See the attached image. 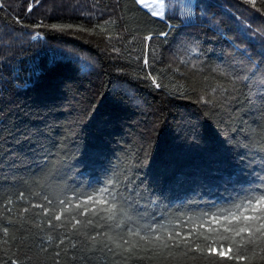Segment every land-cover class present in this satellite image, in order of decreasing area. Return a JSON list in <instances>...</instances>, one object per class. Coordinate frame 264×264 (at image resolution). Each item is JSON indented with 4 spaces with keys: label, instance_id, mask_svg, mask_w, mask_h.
<instances>
[{
    "label": "trees",
    "instance_id": "16d2710c",
    "mask_svg": "<svg viewBox=\"0 0 264 264\" xmlns=\"http://www.w3.org/2000/svg\"><path fill=\"white\" fill-rule=\"evenodd\" d=\"M163 4L0 0V264H264V0Z\"/></svg>",
    "mask_w": 264,
    "mask_h": 264
},
{
    "label": "snow or ice",
    "instance_id": "6c2138e0",
    "mask_svg": "<svg viewBox=\"0 0 264 264\" xmlns=\"http://www.w3.org/2000/svg\"><path fill=\"white\" fill-rule=\"evenodd\" d=\"M138 3L140 4H144L145 6H148V7H151V4L148 3V0H137ZM32 5L29 6V10L31 9ZM163 10H162V5H161V9L160 10H156V11H153L152 12V15L154 16H158V15H163ZM55 27V26H53ZM147 63V61H146ZM101 193H104V192H107V189H101L100 190ZM88 200L89 201H92L93 200V197L92 196H89L88 197ZM100 203H104V201H99ZM62 204H64L63 201H61ZM36 207H39V205H37ZM77 207H81L80 204H77ZM237 207L239 208L240 206L237 205ZM246 208H249L251 210V212L254 214L253 216H244L243 219L245 221H250V220H261L262 218H264V194H261L259 195L258 197H251L248 201H247V204L245 205ZM113 208L112 205H109V208L108 210L111 211ZM27 211V210H25ZM44 213L47 214V215H51V212L48 208H44ZM64 211H68V208L67 206L65 205V208H64ZM84 211L87 212L88 211V208L85 207L84 208ZM258 213V214H257ZM115 215L114 212H112L111 215L108 216V219L111 220L113 218V216ZM55 219L57 221L61 220V215L57 214L55 216ZM73 219H75V217H73ZM233 219H238V217L236 216H233ZM80 221H76V223L72 224V227L73 228H76L77 224H79ZM92 221H88V224H91ZM97 227H99V225H97ZM117 227H119V225H117ZM262 229H264V224H261L260 228H258L256 231L257 232H260L261 236H264V231H262ZM5 233H7V229L5 228L4 229ZM241 232H244V231H247L246 228H241L240 230ZM237 235H239V233H237ZM49 239H51V237H49ZM92 239H95V237H93ZM109 239H111V237H109ZM198 251H202V249H200L199 247L197 248ZM229 259H232L233 257L232 256H229L228 257ZM236 259L238 260H243L245 259V257L243 256H239L237 255L235 257Z\"/></svg>",
    "mask_w": 264,
    "mask_h": 264
},
{
    "label": "rangeland",
    "instance_id": "374dc122",
    "mask_svg": "<svg viewBox=\"0 0 264 264\" xmlns=\"http://www.w3.org/2000/svg\"><path fill=\"white\" fill-rule=\"evenodd\" d=\"M148 3L151 4V7L145 6L144 4H142V5L145 8H147L148 10H150L151 12L156 11V10H160L161 5H162V10L164 8L163 0H148Z\"/></svg>",
    "mask_w": 264,
    "mask_h": 264
}]
</instances>
